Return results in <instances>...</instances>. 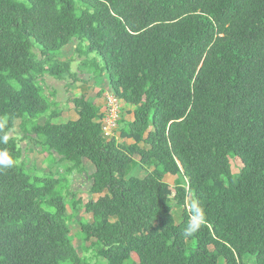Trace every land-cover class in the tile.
Here are the masks:
<instances>
[{"label":"trees","instance_id":"obj_1","mask_svg":"<svg viewBox=\"0 0 264 264\" xmlns=\"http://www.w3.org/2000/svg\"><path fill=\"white\" fill-rule=\"evenodd\" d=\"M71 41L137 106L120 132L134 144L107 140L85 95L77 120L52 121L61 112L41 82H75L73 60L59 59ZM17 120L22 140L39 137L73 170L94 164L100 197L84 204L81 233L109 264H264V0H0V152L14 161L0 166V264H88L69 236L63 179L26 171ZM136 155L145 177L130 175Z\"/></svg>","mask_w":264,"mask_h":264},{"label":"crops","instance_id":"obj_2","mask_svg":"<svg viewBox=\"0 0 264 264\" xmlns=\"http://www.w3.org/2000/svg\"><path fill=\"white\" fill-rule=\"evenodd\" d=\"M77 43L78 41L69 42L61 49V54L59 55V59L62 61H66L68 59L73 60L71 63V68H72V72L76 73L77 76L75 82L70 85V83L67 80H58L49 75H47L45 78L46 82H48L53 87L54 90L58 91L57 95L54 96L51 95L52 109H55V105H56L61 112V114L58 117L52 120L54 123H59L56 120L59 118L60 120H64V122H67L69 120H77L79 118V114L75 109L73 100L82 95H85L88 100L96 102L97 106L99 107V116L95 119V121L100 123L104 114V110L106 108L107 99L110 94L115 92V90L110 84V79L107 74L96 75V76L94 75L95 71L90 66L92 58L94 57H91V59H89L86 56L83 55L80 56L76 54L75 49ZM86 45H88V41ZM136 108H137L136 105L127 104L123 100V110L121 113V117L118 123V128L116 130V136H115V139L118 143L128 144V145L135 143V141L132 138L122 137L120 132L122 127L126 126L129 122L134 121L135 119L134 112ZM46 120H47V116H43L40 119H38V122L40 124H43L45 123ZM15 135L18 137L19 144L24 150L25 154L28 153L29 151L31 153V154L28 153L29 155H32L33 158L36 159L38 158L41 160L50 159L51 156L53 155L54 157H56L55 159L59 163L65 161L61 159V157L54 151L45 152L47 147L46 148L41 147V145L36 142V139H34L36 137H34L33 139L22 140L21 130L18 134L15 133ZM135 161L137 162L139 161V156L138 157L135 156ZM72 167H73V163H69L68 169L71 170L70 173L74 177L75 182L80 183V185L78 184L77 187H79L80 189H86L88 192H90L89 189L93 182L91 176L96 170L94 164L87 159H83V165L81 169H76V171H74ZM138 168H141L143 170L144 172L143 175L139 174L140 171L138 173H134V174L132 173L134 169H138ZM147 173H148L147 169L143 168L138 162L135 163L134 167L130 172V175L145 177ZM60 176L57 175L56 177L62 178ZM178 179H179V175H173L170 173L166 174L164 178V180L170 184H176L178 182ZM188 204L192 206V202L188 201Z\"/></svg>","mask_w":264,"mask_h":264},{"label":"rangeland","instance_id":"obj_3","mask_svg":"<svg viewBox=\"0 0 264 264\" xmlns=\"http://www.w3.org/2000/svg\"><path fill=\"white\" fill-rule=\"evenodd\" d=\"M84 42L85 43L83 44V50L86 51L87 46H88V45H86L87 40H85ZM60 54H61V51H60ZM83 56H86L85 52H83ZM86 57H88L89 59H91V57L97 58V64L99 66H102V64H103L102 60L97 56L96 53H89V55ZM94 58H92V60ZM91 67L95 71L96 67L93 65ZM41 85L43 87V94L48 99H50L51 95L54 96V95L58 94V91L54 90L53 87L48 82H44V83L41 82ZM51 109H52V107H51ZM55 109H58V107L56 105H55ZM43 116L48 117L47 114L42 115L41 117H43ZM56 120L59 123L64 122V120H60V118L56 119ZM36 121H38V119ZM19 123H20V120H17L16 126H15V133H17V134L20 132ZM34 139H36V142L38 143L39 137H36ZM30 143H33V142H30ZM38 144H40V143H38ZM41 147L46 148L45 146H42V145H41ZM45 152H49V150L46 148ZM28 153H30V152L28 151ZM28 153L25 154L24 150H23V155H22L21 161L24 162L26 171L29 172L31 175H38L41 177L57 176V175L60 176L61 175L60 177H62L61 179H63V182H62L61 186L59 185V189L64 193V195H66V202H67V207H68L67 214L69 216V228H70L69 236H70V239H71L73 245L75 246L76 250L78 251L79 255L82 256L87 261L88 264H109L106 258L98 255V253H97L98 246L92 245V242H94L95 239H92L90 241L83 240L82 233H81V226H80V221L92 219V213L86 212L84 204L86 202H88L90 199L99 198L100 195L99 194H96V195L91 194L86 189H80L79 187H77V185L78 184L80 185V183L75 182L74 177L70 173L71 170L68 169L69 163H72V162H70L66 159H63L65 161L62 163H59L58 161H56V159H55L56 157H54L53 155L51 156L50 159H46V160H44V159L41 160L38 158L36 159V158H33V156L29 155ZM231 164H232L233 172L234 173L239 172V170L242 166L240 159L239 158H232ZM63 170H64V172H63ZM74 171H76V170H74ZM138 172H139V174H142V175L144 174V172L141 168L134 169V171L132 173L134 174V173H138ZM178 175H179L178 182H181L183 185L188 187L186 177L183 174H178ZM73 189H75V193H77L76 197L74 199H80L81 200V204H79L76 208H73V205H72L74 202L73 196L71 194ZM188 201L190 202V197H189ZM173 215H174L175 221L177 223L180 222L182 219L181 208L175 207L173 209ZM247 258H252V257H247ZM245 262H246V264H254V262L252 260H246ZM125 264H140L138 256L137 255L132 256L131 259L128 260Z\"/></svg>","mask_w":264,"mask_h":264},{"label":"built area","instance_id":"obj_4","mask_svg":"<svg viewBox=\"0 0 264 264\" xmlns=\"http://www.w3.org/2000/svg\"><path fill=\"white\" fill-rule=\"evenodd\" d=\"M123 110V100L115 92L109 95L106 108L101 120V132L107 140H112L116 136V130ZM188 210L192 206L187 203Z\"/></svg>","mask_w":264,"mask_h":264},{"label":"clouds","instance_id":"obj_5","mask_svg":"<svg viewBox=\"0 0 264 264\" xmlns=\"http://www.w3.org/2000/svg\"><path fill=\"white\" fill-rule=\"evenodd\" d=\"M0 127H3L2 124H0ZM4 142L6 143L8 140V135L5 134L3 137ZM14 164L13 159L8 155L7 152H0V166H6V167H12ZM198 227V224H190L187 231L190 233L194 231Z\"/></svg>","mask_w":264,"mask_h":264}]
</instances>
